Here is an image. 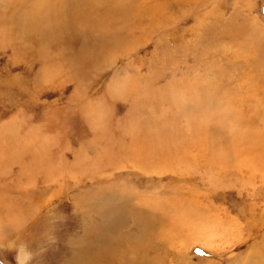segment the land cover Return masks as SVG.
<instances>
[{
    "label": "rangeland",
    "instance_id": "374dc122",
    "mask_svg": "<svg viewBox=\"0 0 264 264\" xmlns=\"http://www.w3.org/2000/svg\"><path fill=\"white\" fill-rule=\"evenodd\" d=\"M98 1L100 25L86 27L73 47L46 30L23 50V27L11 44H0V132L25 143L20 162L0 163V215L7 222L0 264H82L75 248L84 232L130 211L135 222L152 227L124 221L120 234L130 243L108 250L112 257L100 254L98 264H264V170L252 171V193L245 187L250 172L236 176L229 169L233 156L221 155L219 163L217 145L239 128L238 95L247 87L237 72L243 55L235 60L228 39L213 41L223 28L254 30L255 18L264 25V0H169L148 21L135 14L138 0ZM78 2L57 4L64 12ZM0 3V21L8 22L9 5ZM12 19L19 26L16 11ZM79 47L94 51L84 69ZM29 153L33 165L24 176ZM240 159L254 169L250 155ZM174 199L164 217L154 206ZM180 201L186 203L177 211Z\"/></svg>",
    "mask_w": 264,
    "mask_h": 264
},
{
    "label": "bare ground",
    "instance_id": "6f19581e",
    "mask_svg": "<svg viewBox=\"0 0 264 264\" xmlns=\"http://www.w3.org/2000/svg\"><path fill=\"white\" fill-rule=\"evenodd\" d=\"M1 2L3 1V4L9 5V9H8V13H9V20L8 22L4 21H0V31H1V35H0V44L6 45V44H11V41L13 38H15L14 36V31L18 32L17 29H22L21 27H23L25 29V31H23V29L21 30L22 32H20V34H22L24 37L23 39L20 37L19 40L24 42L23 45V50L29 49V44L30 41L34 40V38H38L37 36L39 34L42 35V33H44L46 30L50 31L51 33L49 34L50 36H52V38H58L64 41L70 40L69 44L73 47V43L78 42L77 40L79 39V36H81V33L87 31L86 27H94V26H98L100 25V21L99 23L95 20V16H94V11L98 9L99 7V1L98 0H79L78 4L74 7L75 3H71L72 5L70 7L69 10H67L66 8H64V12H63V6L62 4H57V3H61L62 1H66V0H57V1H61V2H57L56 0H0ZM72 1V0H71ZM139 3L136 5V9H137V13H135L137 15V18H141V16H145L147 17L145 21L149 20V16L154 13L160 11L161 9L165 8L166 4L169 2V0H138ZM172 1V0H171ZM179 1V0H178ZM197 1V0H195ZM69 2V1H68ZM76 2V1H75ZM176 2V1H175ZM194 2V1H192ZM77 3V2H76ZM136 3V1H135ZM2 4V3H0ZM194 4V3H193ZM243 6V5H242ZM69 8V5L67 6ZM104 7V6H103ZM134 7V4H133ZM85 9H89V11H91L93 9V13L89 14L88 11V15L86 14ZM129 9V8H128ZM15 11L17 13V15H20V24L19 26L16 25L15 26V22H13V13L15 14ZM70 11V12H68ZM101 11V10H100ZM99 11V12H100ZM54 13L55 15L53 16V20L49 19V13L51 15V13ZM123 13V12H122ZM1 16V15H0ZM115 16V15H114ZM127 16V15H126ZM4 17V15H3ZM67 17H69V21H67ZM99 17V16H98ZM124 17V16H123ZM120 17V18H123ZM134 17V16H133ZM45 18L46 21L44 23H41L40 21ZM114 18V17H113ZM125 18V17H124ZM130 18V17H129ZM132 18V17H131ZM130 18V19H131ZM1 19V18H0ZM7 19V17H6ZM36 19V20H34ZM44 19V20H45ZM98 19V18H97ZM118 19V18H117ZM24 20H26L25 23ZM116 20V19H115ZM247 20V19H246ZM245 19L243 21H246ZM108 21V20H107ZM111 21V20H110ZM125 21V20H124ZM136 20H134L135 22ZM11 22V23H10ZM131 22V21H130ZM119 22H117L118 24ZM125 23V22H124ZM129 23V22H128ZM136 23V22H135ZM235 23V22H234ZM244 23V22H242ZM251 23L253 24V28H255L254 30L251 29L250 33L248 34L246 31L250 30L248 28H243L242 25L241 26H237V27H233L227 30H224V26L225 28L227 27L226 24L222 27L223 30L221 29V33L214 36H217L216 38H214V44L215 42H217L216 44H220L224 41V40H229L225 43L231 42L232 44H234L236 47L234 49L235 54L238 55L239 57H237L238 60L240 59V56H242V60H241V64L238 67L237 72L239 74L243 73V77L240 78H244L241 79L242 82H246L247 87H245L244 92L240 95H238V105H239V113L236 114L237 116V126H239V128L236 127V129L229 135H226L224 133V136L222 137L223 142H220V140L218 141L217 145L222 146L223 150L220 151L219 150V154L220 157L221 155H226V157L230 156V157H234L233 159H236V164L232 165V167H230L229 169H235L237 170L236 176L241 173L243 170L249 171L250 172V176L248 178L247 176V181L250 182L249 186H245L246 188H251V192L254 193L255 192V187H254V179L256 180V178L253 176L252 171L254 173H259V170H264V69L258 73V72H254L253 75H250L252 73L249 74V71L252 72L253 68L256 67H264V37L260 38L259 35V30L264 29V25H260L258 23V21L256 20H252ZM115 24V23H114ZM138 24V23H137ZM102 25V24H101ZM104 25V24H103ZM109 25V24H108ZM125 25V24H124ZM128 25V24H127ZM125 25V26H127ZM235 25V24H234ZM233 25V26H234ZM54 26V27H53ZM113 26V24H112ZM111 26V27H112ZM124 26V27H125ZM138 26V25H137ZM151 26V25H150ZM230 26V25H229ZM251 26V25H249ZM248 26V27H249ZM75 27L80 28L79 33L77 34V31H75ZM103 27V26H102ZM101 27V28H102ZM108 27V26H107ZM110 27V26H109ZM246 27V26H245ZM53 28V29H52ZM132 28V27H131ZM136 28V27H135ZM26 29H28L26 31ZM108 29V28H107ZM110 29V28H109ZM112 29V28H111ZM122 29V28H121ZM96 30V29H95ZM101 30V29H100ZM126 30V29H125ZM132 30V29H131ZM218 30V29H217ZM92 31L94 32V30L92 29ZM97 31V30H96ZM95 31V32H96ZM99 31V30H98ZM97 31V32H98ZM106 31L103 29V32ZM111 31V30H110ZM114 31V30H113ZM123 31V30H122ZM136 31V30H134ZM212 33L213 31L210 30ZM209 31V32H210ZM230 31V32H229ZM263 31V30H262ZM261 31V32H262ZM90 32V31H89ZM103 32H100L101 34ZM115 32V31H114ZM210 32V33H211ZM88 33V32H87ZM91 33V32H90ZM125 33V31H124ZM128 33V32H126ZM211 33V34H212ZM123 34V33H121ZM120 34V36H121ZM248 34V35H247ZM32 35H34L35 37H32ZM126 35V34H124ZM133 35H135L133 33ZM208 35V33H207ZM210 35V34H209ZM213 35V34H212ZM211 36V35H210ZM262 36V35H261ZM48 37V36H47ZM86 37V36H85ZM131 38V37H130ZM53 39V40H54ZM124 39V38H123ZM211 39V37H210ZM240 39L242 40V43H240V45H237L235 43L234 40ZM128 40V39H127ZM14 41V40H13ZM12 41V42H13ZM102 41V40H101ZM54 42V41H52ZM126 42V41H125ZM59 43V41L57 42V44ZM99 43V42H98ZM107 43V42H106ZM79 44V43H78ZM94 44V43H93ZM56 45V44H55ZM83 45V44H82ZM247 47L246 49H244V46ZM17 46V45H16ZM77 46V45H76ZM85 47V45H83ZM88 46V45H87ZM48 47V46H47ZM51 47V46H49ZM82 47V46H81ZM215 46H212V48ZM17 48V47H15ZM41 48V47H40ZM52 48V47H51ZM76 48V47H75ZM80 48V47H79ZM83 48V47H82ZM216 48V47H215ZM231 48V47H230ZM234 48V47H233ZM4 49V48H3ZM53 49V48H52ZM69 49V48H67ZM72 49V48H71ZM78 49V48H77ZM81 49V48H80ZM86 49V47H85ZM223 49V48H222ZM221 49V50H222ZM244 50L243 52L240 51ZM47 50V48H46ZM91 50H95V48H92ZM99 50V49H97ZM217 50V49H216ZM219 50V49H218ZM227 52L229 49H226ZM233 50V49H232ZM31 51V50H30ZM75 51V49H74ZM89 51V49H88ZM214 51V50H213ZM28 52V51H27ZM47 52V51H46ZM215 52V51H214ZM226 52V51H225ZM231 52V51H230ZM241 52V53H240ZM36 53H40V51L37 50ZM55 53V52H54ZM109 53V52H108ZM222 53V52H221ZM5 54V53H4ZM18 54V53H17ZM97 54V52H96ZM223 54V53H222ZM47 55V54H46ZM58 56V54H56ZM220 55V54H218ZM229 55V54H228ZM36 57V55H34ZM92 56L94 57V51L93 53L89 54L87 52H85L84 49L80 50V53L78 55L79 58V65L84 64V60L86 59H90L92 58ZM38 57V56H37ZM54 57V56H53ZM60 57V56H59ZM68 57V56H66ZM216 57V56H215ZM219 57V56H218ZM231 57V56H230ZM9 58V56H8ZM41 58V57H40ZM38 59V58H37ZM52 59V58H51ZM76 59V58H75ZM222 59V58H221ZM58 60V59H57ZM62 60V59H61ZM233 60V59H232ZM19 61V60H18ZM28 61V60H27ZM89 61V60H88ZM222 61V60H221ZM17 62V61H16ZM23 62V61H22ZM52 62V61H50ZM58 62V61H57ZM220 62V61H219ZM228 62V61H227ZM231 63V62H229ZM16 64V63H15ZM26 64V63H25ZM62 64V62H61ZM86 64V63H85ZM84 64V65H85ZM91 64V63H90ZM233 64V63H232ZM12 65V64H11ZM14 65V64H13ZM80 66L79 68H86L85 66ZM31 66V64L29 65ZM231 66V65H230ZM233 66V65H232ZM236 66V65H235ZM238 66V65H237ZM34 67V66H33ZM44 67V66H43ZM46 67V66H45ZM52 67V66H51ZM97 67V66H96ZM8 68V67H7ZM55 68V67H54ZM13 69V67H12ZM31 69V67L29 68ZM28 69V70H29ZM56 69V68H55ZM60 69V68H59ZM46 71V70H45ZM44 71V72H45ZM51 72V71H50ZM73 72V71H72ZM28 73V71H27ZM52 73V72H51ZM137 73V72H136ZM52 77V76H51ZM9 78V77H8ZM12 78V77H11ZM238 78V79H240ZM23 79V78H22ZM125 78H123L124 80ZM122 80V83L125 81ZM137 80V79H136ZM57 81V80H56ZM75 81V79H74ZM112 82V81H111ZM115 82V81H114ZM222 82V81H221ZM117 83V82H115ZM119 84V83H118ZM127 84V81L126 83ZM123 84V85H124ZM1 85V84H0ZM121 85V82H120ZM127 86V85H126ZM3 87V85H2ZM123 87V86H122ZM116 89V88H115ZM122 90V89H121ZM124 90V89H123ZM122 90V91H123ZM209 90V89H208ZM216 90V89H215ZM116 91V90H115ZM203 91V90H202ZM212 91V90H211ZM7 93V91H5ZM124 92V91H123ZM45 93V92H44ZM211 93V92H210ZM39 95V94H38ZM210 97L211 95L208 94ZM44 96V95H43ZM208 96V97H209ZM38 97V96H37ZM40 97V96H39ZM212 98V97H211ZM39 99V98H38ZM37 101V100H36ZM85 101V100H84ZM81 105H83V103L81 102ZM231 119V118H230ZM224 121V120H223ZM225 122V121H224ZM227 124V122H225ZM224 127H226L224 124L222 125ZM230 127V123H228V128ZM2 128V127H1ZM145 128V127H144ZM227 128V127H226ZM232 128V127H230ZM3 129V128H2ZM146 130V129H145ZM239 130V131H238ZM158 132V131H157ZM0 132V163L2 162H6V161H17L20 162L19 156L23 153V148L25 147V143L21 144L22 146H20L19 141H13V139H11V133H3ZM160 133V131H159ZM11 134V135H10ZM158 134V133H156ZM151 135V134H150ZM157 136V135H156ZM159 136V135H158ZM162 136V135H161ZM164 136V135H163ZM210 136V135H209ZM211 137V136H210ZM207 138V137H206ZM226 140V142H225ZM152 141V140H151ZM158 141V140H157ZM9 142H12V144H8ZM146 143V142H145ZM151 144V143H150ZM155 144V143H154ZM162 144V143H161ZM160 144V145H161ZM214 144V142L212 141V145ZM157 145V143L155 144ZM154 145V146H155ZM163 145V144H162ZM150 146V145H149ZM220 146H217L218 148ZM143 147V146H142ZM233 147H235L234 151H230L232 149H234ZM167 148V147H165ZM157 149V148H156ZM148 150V149H147ZM167 150V149H166ZM151 151V149H150ZM159 151V150H158ZM162 157L164 158L166 155H164V153L160 152ZM233 153V155H231ZM25 154V153H24ZM238 154V158H236L234 155ZM28 155V159H29V164H26L25 159L22 161V165L24 166L22 171L20 172L21 174H24V176H26L27 172H31L32 169V165H33V161H32V154L29 153ZM151 155V154H150ZM160 155V156H161ZM242 155H250L251 161L253 162L254 165V169L252 167H249L248 165H243L246 163H243L241 161V156ZM229 157V158H230ZM173 158V157H172ZM221 159V160H220ZM220 162H222V157L220 158ZM228 159V158H227ZM226 159V160H227ZM232 159V158H231ZM229 160V159H228ZM225 161V158H224ZM224 163V162H222ZM227 163V162H225ZM19 165V164H18ZM9 166V164H8ZM248 166V167H247ZM11 167V166H10ZM236 167V168H234ZM227 168V167H226ZM9 168L7 167V170ZM19 169H21V167L19 166ZM227 170V169H226ZM234 170V171H235ZM1 173V172H0ZM30 174V173H29ZM225 174V173H224ZM260 175V174H259ZM73 177V176H72ZM239 177H243L242 174H239ZM246 180V179H245ZM235 182V181H234ZM237 182V181H236ZM255 182V181H254ZM263 182V181H262ZM260 182L261 184H264ZM239 184V183H238ZM8 189V185L4 184ZM47 188V187H46ZM247 190V189H246ZM10 191V190H9ZM43 192V191H42ZM5 193L7 194L8 197V191L7 189H5ZM246 193V192H245ZM54 194V193H53ZM52 194V196H53ZM248 194V193H247ZM249 195V194H248ZM153 199V198H152ZM117 200V199H116ZM179 200H186V199H179ZM154 201V199L152 200ZM151 201V202H152ZM1 202V201H0ZM166 202V204H164ZM165 202H156V204L154 203V206L156 205V208L158 209V211L162 212L163 217L166 215V207L167 205H175L178 200L174 199V200H170V201H165ZM180 205L179 207L176 206V210L179 211V209L183 208V206H181L183 203H186L184 201H180ZM121 203V202H120ZM3 204V203H1ZM43 204V203H41ZM124 204V203H123ZM147 204L148 203L147 201ZM153 204V202H152ZM188 204V203H187ZM192 204V203H191ZM146 205V204H145ZM151 205V204H150ZM177 205V204H176ZM39 206V205H38ZM103 206V205H102ZM193 206V205H192ZM192 206H188V208L192 209ZM195 206V205H194ZM198 206V205H197ZM45 207V206H44ZM42 207V208H44ZM96 207V206H95ZM151 207V206H150ZM41 208V210H42ZM74 208V207H73ZM179 208V209H178ZM194 208V207H193ZM40 210V208H39ZM44 210V209H43ZM194 210V209H193ZM107 212V211H106ZM12 213V212H11ZM10 213V214H11ZM29 211L24 212V218L28 215ZM37 213V212H35ZM104 214V213H103ZM106 214V213H105ZM12 215V214H11ZM125 215V214H124ZM123 214H121L120 216H117V218L111 219L110 222L109 221H105L103 220V227H96V230L94 232H92V228L88 231V232H84V235L80 237L81 239V245L76 249L75 253L77 255V257L81 258V263L82 264H98L97 259L100 257V254L106 253L107 256L110 255V253H107L108 250H117V248H119L121 245H126L128 243H130L129 240H123V236L120 234L122 232L123 226L129 221V219H131V223L134 225V227H137V225L139 226V229H143V227H147V228H151L152 225L151 224H144L142 220H138L137 222L134 221L133 219V215L130 212H126V216H124ZM9 216V215H8ZM19 216V215H18ZM32 216V215H31ZM106 217V216H104ZM126 217V219H125ZM9 218V217H8ZM13 218V217H12ZM16 218L15 214H14V219ZM17 219V218H16ZM39 219V218H38ZM108 219V218H107ZM11 219H9L10 221ZM13 220V219H12ZM89 221V220H88ZM127 223H125V222ZM6 222L2 216L0 215V233L2 232V228L4 227ZM19 222V221H18ZM23 222V221H22ZM43 222V221H42ZM7 223V222H6ZM14 223V222H13ZM17 223V222H15ZM32 223V222H31ZM44 223V222H43ZM23 224V223H22ZM9 225V224H8ZM24 225V224H23ZM33 225V224H32ZM31 225V226H32ZM7 226V224H6ZM5 226V227H6ZM14 226V225H13ZM9 227V226H8ZM17 227V226H15ZM37 227V226H36ZM35 229V227L33 228ZM25 230V229H24ZM26 232V230H25ZM125 232V231H123ZM7 234V233H6ZM11 234V232L9 233ZM24 234V232H23ZM3 235V233H2ZM8 235V234H7ZM22 235V234H21ZM34 235V234H33ZM45 236V235H44ZM35 237V235H34ZM25 238V237H24ZM12 239V238H11ZM3 240V239H1ZM0 240V241H1ZM19 240V238H18ZM5 237H4V243H5ZM3 242V241H2ZM10 243V240H9ZM3 244V243H2ZM75 255V254H74ZM104 256V255H103ZM111 256V255H110ZM115 256V255H114ZM112 257V256H111ZM110 258V257H109ZM112 259V258H111ZM111 260H109L110 262ZM114 261V260H113ZM116 262V260H115ZM137 262V261H135ZM107 263V262H106ZM111 264V263H110Z\"/></svg>",
    "mask_w": 264,
    "mask_h": 264
},
{
    "label": "clouds",
    "instance_id": "9594fccd",
    "mask_svg": "<svg viewBox=\"0 0 264 264\" xmlns=\"http://www.w3.org/2000/svg\"><path fill=\"white\" fill-rule=\"evenodd\" d=\"M27 259H30V256L29 257H26Z\"/></svg>",
    "mask_w": 264,
    "mask_h": 264
},
{
    "label": "snow or ice",
    "instance_id": "6c2138e0",
    "mask_svg": "<svg viewBox=\"0 0 264 264\" xmlns=\"http://www.w3.org/2000/svg\"><path fill=\"white\" fill-rule=\"evenodd\" d=\"M197 251H199V250H197Z\"/></svg>",
    "mask_w": 264,
    "mask_h": 264
}]
</instances>
